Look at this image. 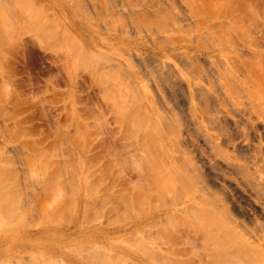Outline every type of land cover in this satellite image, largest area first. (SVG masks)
Masks as SVG:
<instances>
[{"label": "rangeland", "instance_id": "1", "mask_svg": "<svg viewBox=\"0 0 264 264\" xmlns=\"http://www.w3.org/2000/svg\"><path fill=\"white\" fill-rule=\"evenodd\" d=\"M262 181L264 0H0V264H264Z\"/></svg>", "mask_w": 264, "mask_h": 264}, {"label": "bare ground", "instance_id": "2", "mask_svg": "<svg viewBox=\"0 0 264 264\" xmlns=\"http://www.w3.org/2000/svg\"><path fill=\"white\" fill-rule=\"evenodd\" d=\"M28 5H29V3H28ZM28 5L26 4V6H28ZM220 105H221V104H220ZM238 121H239V120H238ZM234 122H235V121H234ZM214 123H215V122H214ZM221 123H222V121H221ZM221 123H220L219 126H221ZM243 123H244V122H243ZM235 124H237L238 127H237V125H235ZM239 124H240V122H239V123H237V122L234 123V125H235L237 128L241 127V126H239ZM241 124H242V123H241ZM241 124H240V125H241ZM217 125H218V124H217ZM215 126H216V125H215ZM221 127H222V126H221ZM221 127H219V128H220L219 131H222V133L220 134L221 137L219 138V140H220V145H222V144H226V143H228V144L233 143V145H232V144H231V145L233 146V152L235 153V155H234V160H235V161H237L238 159H241V158H245L247 161L252 162L253 164H255L254 162H255V159H256V155H254V154L251 155V151H252V149H253V151H254L255 149H256V150L258 149L257 147H259V146H255V145L253 146V145H251V143H254V140H256V139H252V138H251V137H253L255 134H254L253 136H250V137H249L248 135L246 136V135L243 133V134H244L243 137H244V143H245V144H244V145H242V144H236V142H235L236 137L233 136V133H232L229 129H225V128L222 129ZM217 128H218V126H217ZM221 129H222V130H221ZM256 129H257V128H255V131H256ZM257 132H258V130H257ZM255 133H256V132H255ZM257 136H258L259 142H261V140H262V135H259V134H258ZM249 138L252 139L253 142H252V140H250ZM253 138H256V136H254ZM216 140H217V137L215 138V141H216ZM256 141H257V140H256ZM245 145H246V146H245ZM218 148H219V146H218ZM259 148H261V147H259ZM262 148H263V146H262ZM262 148H261V150H263ZM167 149H168V148H167ZM174 150H176V147H175ZM256 150H255V151H256ZM261 150H260L259 152H261ZM218 154H219V152L216 153V156H217ZM247 155H249V157H247ZM186 159H188V158H186ZM190 159H191V158H190ZM182 161H183V163H182ZM182 161H181V163H182V167L180 166L181 164H180V165H176L175 160H172V161H171V163H172L171 166L173 167V169H175L174 167H176L175 171L173 170V172H176V175H177V173H178V175H179V174H182V171H183L184 175L187 176V175L185 174V171H184V170H186V168H188V167L185 165V163H187L188 161L184 163V158H183ZM189 161H190V160H189ZM191 161H192V163H193V162L195 163V164L193 163L192 165H193V167L195 168V170H197L198 174H199V173L202 174V172H199L200 169H198V167H196V166H197V165H196L197 162H196L195 157H192ZM191 161H190L188 164L191 165ZM257 161H258V158H257ZM257 161H256V165H257ZM178 164H179V163H178ZM188 164H187V165H188ZM183 165L186 166V167H185V169L182 170V168H184ZM195 165H196V166H195ZM171 166L169 165V167H171ZM189 167H190V166H189ZM193 167H192V168H193ZM196 168H197V169H196ZM234 168H235V170H234V169L231 170V168H230V170H231V172L233 171L234 174H236V175H241V174L244 173V171L246 170V168L244 169L241 165H236V166L234 165ZM169 170H170V168H169ZM193 170H194V169H193ZM195 170H194V171H195ZM198 170H199V171H198ZM186 171L189 172L188 169H187ZM233 172H232V173H233ZM195 173H196V171H195ZM224 173H225V172H224ZM187 174H188V173H187ZM201 174H199V177L196 176L197 178H199V181H200L201 177H204V176L201 175ZM203 174H204V173H203ZM200 175H201V177H200ZM176 177H177V176H176ZM179 177H181V175L178 176V178H175L176 181H177V179H178L179 181H181V180L179 179ZM194 177H195V176H194V174H193V178H194ZM205 178H207V176H206ZM188 179H189V178H188ZM188 179H187V180H188ZM191 179H192V177H191ZM203 179H204V178H203ZM182 180H183V177H182ZM187 180H186V181H187ZM201 180H202V179H201ZM205 180H206V179L200 181V182L204 183L205 185L203 184L204 186H202V187L200 188V192H199V193L202 194V192H204L203 194H205V196H207L208 194H209L210 196H215V195H213V194H215V193H214L215 191L213 192V186L211 185V184H213V183L207 182V181H205ZM179 181H178V182H179ZM188 181H189V180H188ZM199 181H195V182L192 181V182L194 183V186H195V185L197 186V182H199ZM190 182H191V180L189 181L188 184H190ZM200 182L198 183V188L195 187V188L197 189V192H198V189H199V184H201ZM183 183H185V181H184ZM183 183H181V186H182V187H183V185H182ZM195 183H196V184H195ZM262 183L264 184V181H262ZM262 183H261V184H262ZM185 184H186V183H185ZM185 186H186V185H185ZM185 186H184V187H185ZM192 186H193V185H192ZM192 186H191V187H192ZM194 186H193L192 188H194ZM200 186H201V185H200ZM184 187H183V188H184ZM187 188L189 189L190 187L187 186ZM187 188H186V189H187ZM184 189H185V188H184ZM188 189H187V190H188ZM189 190H190V189H189ZM263 190H264V189H263ZM190 192H191V191H190ZM259 193H260V192H259ZM203 194L201 195V196H202L201 198H202V200H203V198H204V200H205L206 197H205ZM260 194H261V193H260ZM262 194H263V193H262ZM203 196H204V197H203ZM262 197H263V195H262ZM196 198H197V196H196ZM217 198H218V197H217ZM214 199H215V198H214ZM192 200H194V199H192ZM192 200H191V201H192ZM206 200L208 201V198H207ZM212 200H213V199H212ZM215 200H216V199H215ZM221 200H222V199H219V201H221ZM197 201H198V200H197ZM201 202H203V201H200L199 203H201ZM208 202H209V201H208ZM210 202H212V201L210 200ZM210 202H209V204H210ZM205 203H206V202H205ZM205 203H204V204H205ZM217 203H218V202H217ZM223 203H225V202H223ZM202 204H203V203H202ZM206 204H207V203H206ZM209 204H207L206 206L209 207ZM226 204H227V203H226ZM226 204H225V207H227ZM192 205H193V204H192ZM227 205H228V204H227ZM194 206H195V205H194ZM210 206H212V205H210ZM231 206H232V205H231ZM186 207H189V206H186ZM195 207H196V206H195ZM197 207H198V206H197ZM212 207H214V206H212ZM222 207H223V205H222L221 207H219V206L217 207V211H219V215H218V216H220V218L223 217V216L221 217L222 214H220V211H221ZM192 208H194V207H192ZM192 208H189L188 210L190 211V209H192ZM183 209H184V211H185V207H184ZM197 209H200V208H197ZM197 209H196V210H197ZM186 210H187V209H186ZM194 210H195V209H194ZM196 210H195V211H196ZM205 210H206V209H205ZM205 210L203 209L204 212H205ZM222 210H224V209H222ZM228 210H229V211H232L231 208H228L227 210L225 209L224 211H225V212L227 211V212H228L227 214L230 216ZM174 211H175V210H174ZM224 211H223V212H224ZM151 212H152V211H151ZM171 212H172V211H157V212L150 213L149 215H147L145 218L142 219V226H143V225H144V226H147V225L150 224V226H147L146 228H147V229H148V228L150 229L151 226H152V228H153V225H155L154 223H156V221H157V224H158V223L160 222V220H162V219H161L162 217H165V216L169 215ZM190 212H193V209H192V211H190ZM190 212H189L188 214H191ZM196 212L199 213L200 211H196ZM201 212H202V210H201ZM213 212H214V210H213ZM248 212H249V211H248ZM251 212H252V211H251ZM253 212H255V211H253ZM210 213H212V212H210ZM221 213H222V211H221ZM186 214H187V212H186ZM208 214H209V213H208ZM214 214H215V212H214ZM250 214H251V213H250ZM171 215H172V214H171ZM206 215H207V214L204 213V214H203L204 218H202V219L205 220V216H206ZM224 215H226V214L224 213ZM252 215H254V214H252ZM169 216H170V215H169ZM169 216H168V217H169ZM195 216H199V214H196ZM200 216H202V215H200ZM203 216H202V217H203ZM229 216L226 215V217H227V218L225 217L226 220H225L224 217H223L224 219H223V218L221 219V220H224V222H225V223H224V224H225L224 226H226V224L228 223V222H227V219L229 218ZM189 217L191 218V216H189ZM166 218H167V217H166ZM193 218H194V215H193ZM220 218H218V219L220 220ZM230 218H233V217L231 216ZM230 218H229V219H230ZM158 219H159V222H158ZM164 219H165V218H163V220H164ZM172 219H173V218L171 217L170 220H172ZM229 219H228V221H229ZM200 220H201V217H200ZM221 220H220V221H221ZM232 220H233V219H232ZM232 220H231V221H232ZM174 221H175V220H174ZM174 221H173V222H174ZM153 222H154V223H153ZM162 222H163V221H162ZM165 222H166V220H165ZM182 222H183V221H181V223H182ZM184 222H185V221H184ZM184 222H183V223H184ZM221 222H222V221H221ZM226 222H227V223H226ZM151 223H153V224H151ZM177 223H178V222H177ZM179 223H180V222H179ZM229 223H230V221H229ZM229 223H228V224H229ZM220 224H221V223H220ZM230 224H231V223H230ZM234 224H235V223H234ZM241 224H242V223H241ZM181 225H182V224H181ZM231 225H232V224H231ZM185 226H186V225H185ZM216 226H217L216 229H218V225H216ZM222 226H223V223H222ZM224 226H223V227H224ZM232 226H233V225H232ZM155 227H156V226H155ZM173 227H176V226L173 225ZM187 227H188V226H187ZM234 227H235V225H234ZM236 227H240V226H238V223H237V226H236ZM152 228H151V229H152ZM178 228H179V226H178ZM184 228H186V227H184ZM191 228H192V226H191ZM191 228H190V230H191V233H192V230L195 231V229H194V228L191 229ZM151 229H150V230H151ZM188 229H189V227H188ZM188 229H187V230H188ZM196 229H197V228H196ZM214 229H215V228H214ZM219 229H220V228H219ZM244 229H245V228H244ZM171 230H172V229H171ZM198 230H199V228H198ZM224 230H226V227H224ZM168 231H169V233H167L168 236H165V235H164L165 237H164V238L162 237L163 239H166V237L168 238V237H169V234H170V235L172 234V233H171L172 231H171V232H170V230H168ZM194 231H193V233L191 234V236L193 235V238L195 239V236H196V235H194V233H195ZM199 231L201 232V230H199ZM199 231H198V232H199ZM207 231H208V230H207ZM213 231H214V230H213ZM216 231H218V230H216ZM226 231H227V230H226ZM226 231H225V232H226ZM166 232H167V231H166ZM204 232H205V230H202L201 233H204ZM208 232H210V230H209ZM218 232H220V230H219ZM233 232H234V231H233ZM246 232H247V231H246ZM251 232H252V231H251ZM251 232H250V233H251ZM173 233H174V232H173ZM189 233H190V231H189ZM201 233H200L199 235L203 236V238H204L205 235H203V234H201ZM205 233H207V232H205ZM221 233H222V232H221ZM223 233H224V232H223ZM223 233H222V234H223ZM226 233H227V232H226ZM165 234H166V233H165ZM167 234H166V235H167ZM178 234H179V233H178ZM222 234H221V236H222ZM230 234H231V232H230ZM233 234H235V233H232V235H233ZM142 235H143V234H142ZM179 235H180V234H179ZM189 235H190V234H189ZM189 235H188V236H189ZM199 235H197V237H196L197 239H198ZM206 235H208V234H206ZM223 235H224V234H223ZM228 235H229V234H228ZM148 236H149V235H148ZM148 236H147V237H148ZM150 236H151V234H150ZM150 236H149V237H150ZM152 236H153V235H152ZM152 236H151V237H152ZM157 236H159V235H156V239L159 238V237H157ZM171 236H173V234H172ZM234 236L237 238L236 235H234ZM143 237H144V236H143ZM149 237H148V238H149ZM205 237H206V236H205ZM229 237H230V236H229ZM235 237H234V238H235ZM148 238L145 237L146 240H147ZM152 238H153V237H152ZM160 238H161V236H160ZM162 238H161V239H162ZM223 238L225 239V236H223ZM230 238H231V237H230ZM234 238H233V239H234ZM238 238H240V237H238ZM153 239H155V238H153ZM186 239H187V238H186ZM188 239H190V242L193 241L190 237H189ZM220 239H221V238H220ZM227 239H229V238H227ZM148 240H149V239H148ZM150 240H151V239H150ZM205 240H207V238H205ZM235 240H236V239H235ZM235 240H234V241H235ZM238 240H239V239H238ZM171 241H172V240H171ZM183 241H184V240H183ZM218 241L221 242V240H218ZM222 241H223V240H222ZM232 241H233V240H232ZM232 241H231V242H232ZM151 242H152V241H151ZM187 242H188V244H190V243H189V240H188ZM195 242L197 243L198 240L196 241V239H195ZM195 242H194V244H195ZM224 242L227 243L228 241H227V242L224 241ZM153 243H154V242H153ZM185 243H186V242H185ZM229 243H230V241H229ZM243 243H244V242H243ZM155 244H156V243H155ZM167 244H168V243H167ZM169 244H170V249H168V248H169V247H168V248H167L168 251L171 250V247L175 244V242L172 244V246H171V242H170ZM219 244H220V243H219ZM219 244H217V245H219ZM221 244H222V243H221ZM190 245L193 246V242H192ZM195 245L197 246V244H195ZM217 245L215 244V246H217ZM242 245H243V244H242ZM227 246H228V245H227ZM227 246H226V248H227ZM230 246H231V243H230ZM244 246H246V248H247V247L249 248L250 245H249V246H248V245H244ZM244 246H243V247H244ZM95 247H96V246H95ZM148 247H150V246H148ZM151 247H152V246H151ZM151 247H150V248H151ZM193 247L195 248V246H193ZM193 247H192V248H193ZM217 247H218V246H217ZM219 247L221 248L222 245H220ZM219 247H218L217 249H219ZM152 248H155V247H152ZM192 248H189V249L191 250ZM194 248H193V249H194ZM224 248H225V247H224ZM224 248H221V249H224ZM230 248H231V247H230ZM230 248H228V249H230ZM235 248H236V246H235L233 249H235ZM246 248H245V249H246ZM248 248H247V249H248ZM250 248H251V247H250ZM103 249H104V248H103ZM146 249H147V246H146ZM157 249L159 250V248H157ZM167 249H166V250H167ZM173 249H174V248H173ZM173 249H172V251H173ZM175 249H176V250H175ZM175 249H174V251L176 252L178 249H177V248H175ZM195 249H196V248H195ZM233 249H232L231 251H233ZM247 249H246L245 251H247ZM101 250H102V249H101ZM105 250H106V249H105ZM152 250H153V249H152ZM152 250L150 251L151 254L154 253V255H152V257L154 258L155 254L158 253V256H156V257H157V259H160V258H159V254H161L162 251H161V253H159V252L155 253V252H152ZM154 250H156V249H154ZM196 250H197V249H196ZM212 250H215V249H212ZM236 250H237V248H236ZM243 250H244V249H243ZM249 250H250V249H248V252H245V251L240 252L239 255H240V254L243 255L244 253H245V254L247 253L246 255H247L248 259H249V255H253V254H255V253L257 252V250L254 251L253 248H251V251H249ZM252 250H253V252H252ZM108 251H109V250H108ZM111 251H112V250H111ZM146 251H147V250H146ZM146 251H145V254H146V255L148 254L147 257L149 258V257H150L149 254H150V253H147L149 250H148L147 252H146ZM156 251H157V250H156ZM164 251H165V250H164ZM192 251H193V250H192ZM215 251H218V250H215ZM221 251H222V250H221ZM231 251H228V253H231ZM234 251H235V250H234ZM237 251H238V250H237ZM166 252H167V251H166ZM175 252H173L172 254H174ZM224 252H225V251H224ZM238 252H239V251H238ZM249 252H250V253L252 252L253 254H252V253L249 254ZM110 253H111V252H110ZM170 253H171V252H170ZM232 253L234 254V252H232ZM242 253H243V254H242ZM162 254H163V253H162ZM177 254H178V253H177ZM177 254H176V255H177ZM218 254H219V253H218ZM218 254H217V256H219ZM221 254L223 255L224 253H221V252H220V255H221ZM248 254H249V255H248ZM112 255H113V254H111L110 257H111ZM114 255H116V254H114ZM118 255H119V254H118ZM146 255H145V256H146ZM215 255H216V254H215ZM222 255H221L220 257H221V259L223 260V258H222L223 256H222ZM228 255H229V254H228ZM108 256H109V255H107L106 257L108 258ZM165 256H166L165 254H164V256H161V259H163V260H161V262H159V261L157 262L156 259H155V258H154V259H155V261H156L157 263H159V264H160V263H162V264L167 263L168 261H166V260H169V262H170V261L173 262L172 259H173L174 257H172V258L170 259V257L167 255L168 258L166 259ZM202 256H203V254H202ZM202 256L199 255L200 263H198V264H202L203 262H206L205 260H207V259H204V258H203L204 260H201L202 258L200 259V257H202ZM205 256H206V258H207V257L209 256V254H208V256H207V255H205ZM212 256H213V255H212ZM212 256H209V257H211L210 260L212 259ZM224 256H225V255H224ZM226 256H227V252H226ZM244 256H245V255H244ZM253 256H254V255H253ZM110 257H109V258H110ZM164 257H165V263L162 262V261H164ZM215 257H216V256H215ZM215 257L213 256V258H215ZM220 257H218V258H220ZM228 257L231 258L232 256H227V258H228ZM239 257H240V256H239ZM242 257H243V256H242ZM247 257H246V259H247ZM254 257H255V256H254ZM111 258H112V257H111ZM119 258H121V257H119ZM196 258H198V256H197ZM218 258H217V259H218ZM224 258H225V257H224ZM240 258H241V257H240ZM251 258H252V256L250 257V259H251ZM257 258H258V257H257ZM257 258H256V259H257ZM259 258H260V257H259ZM259 258H258V259H259ZM121 259L124 260L123 257H122ZM150 259H152V258H149V260H150ZM154 259H152V260H154ZM217 259H215V260L217 261ZM225 259H226V258H225ZM232 259H233V257L231 258V260H232ZM238 259H239V258H238ZM248 259H247V262L250 260V259H249V260H248ZM252 259H253V258H252ZM252 259H251L249 262H252V261L254 260V259H253V260H252ZM190 260H191V259H190ZM192 260H193V258H192ZM226 260H227V259H226ZM233 260H235V258H234ZM120 261H121V260H120ZM177 261H179V262H181V263L184 262V260H182V261H183V262H182V261H180L179 259L176 260V259L174 258V262H173V263H176ZM195 261H196V260H195ZM195 261H194V262H195ZM211 261H212V260H211ZM216 261L213 260L212 262L215 263ZM219 261L222 262L223 264H226V263H224V262L221 261V260H219ZM219 261H217V262H219ZM228 261H229V260H228ZM228 261H227V262H228ZM235 261H236V260H235ZM259 261L261 262L262 260H259ZM126 262H127V261H126ZM169 262H168V263H169ZM188 262L191 263V264H193V262H191V261H187V264H188ZM201 262H202V263H201ZM220 262H219V263H220ZM225 262H226V261H225ZM229 262H233V261H229ZM236 262H237V261H236ZM236 262H235L234 264H236ZM122 263H123V262H122ZM168 263H167V264H168ZM207 263H208V262H206V264H207ZM219 263H218V264H219ZM222 263H221V264H222ZM169 264H170V263H169ZM178 264H179V263H178ZM184 264H185V262H184ZM215 264H217V263H215ZM228 264H229V263H228ZM231 264H233V263H231ZM237 264H238V262H237ZM254 264H255V262H254Z\"/></svg>", "mask_w": 264, "mask_h": 264}]
</instances>
